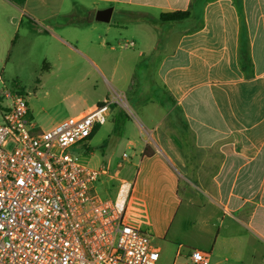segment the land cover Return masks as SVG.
Returning a JSON list of instances; mask_svg holds the SVG:
<instances>
[{
  "label": "crops",
  "instance_id": "0c3cea01",
  "mask_svg": "<svg viewBox=\"0 0 264 264\" xmlns=\"http://www.w3.org/2000/svg\"><path fill=\"white\" fill-rule=\"evenodd\" d=\"M14 5L35 31L90 60L106 80L118 74L113 115L122 118V138L132 133L126 140L136 169L125 212L130 226L150 236L156 264L161 254L193 264V250L206 255L205 264H264V0ZM110 7L109 23L94 19ZM175 12L188 17L162 22L158 37L138 20ZM79 22L103 24L98 54L65 36Z\"/></svg>",
  "mask_w": 264,
  "mask_h": 264
},
{
  "label": "built area",
  "instance_id": "2783aa9c",
  "mask_svg": "<svg viewBox=\"0 0 264 264\" xmlns=\"http://www.w3.org/2000/svg\"><path fill=\"white\" fill-rule=\"evenodd\" d=\"M132 45V43H129ZM0 104V264H156L150 236L124 223L133 181L101 200L95 169L72 151L104 124L109 101L42 130L28 120V101L4 92ZM123 162H129L126 153ZM119 163L118 167H122ZM193 264L206 255L193 250Z\"/></svg>",
  "mask_w": 264,
  "mask_h": 264
},
{
  "label": "rangeland",
  "instance_id": "374dc122",
  "mask_svg": "<svg viewBox=\"0 0 264 264\" xmlns=\"http://www.w3.org/2000/svg\"><path fill=\"white\" fill-rule=\"evenodd\" d=\"M76 24L65 35L72 46L81 50L90 48L98 54L103 34L97 27L103 24L94 22L92 29L86 23ZM32 25L26 17L22 18L14 4L0 0V104L6 103L4 92H19L28 101L29 120L47 130L71 116H80L87 106L107 98L110 106L106 122L96 127L83 147L72 152L92 168L105 167L108 174L101 175L93 188L99 199L113 198L119 184L131 181L136 170L130 162L122 160L124 153L130 161L134 160V149L127 147L126 140L132 138V133L127 130L122 138L119 123L122 118L118 117L116 122L113 115L120 102L116 96L118 74L111 82L106 80L90 60L55 38L38 33ZM145 25L143 29L148 28L149 35L159 36L160 29L150 23ZM14 38L16 41L12 42ZM45 64L50 69L44 68ZM136 71L139 74L141 70ZM138 81L135 78L136 87ZM119 163H123L121 168ZM124 223L129 225L126 212ZM172 260L161 254L162 264H172Z\"/></svg>",
  "mask_w": 264,
  "mask_h": 264
},
{
  "label": "trees",
  "instance_id": "16d2710c",
  "mask_svg": "<svg viewBox=\"0 0 264 264\" xmlns=\"http://www.w3.org/2000/svg\"><path fill=\"white\" fill-rule=\"evenodd\" d=\"M9 1L19 6L25 2V0H9ZM187 17H188L187 12H175V13L163 14L158 19L149 18V17H139L138 20L146 21L158 29L160 28L159 25L162 22H178L186 19Z\"/></svg>",
  "mask_w": 264,
  "mask_h": 264
},
{
  "label": "water",
  "instance_id": "95a60500",
  "mask_svg": "<svg viewBox=\"0 0 264 264\" xmlns=\"http://www.w3.org/2000/svg\"><path fill=\"white\" fill-rule=\"evenodd\" d=\"M112 11H113V9L111 7L106 8V9H102V10H98L94 14V19L98 22L109 23L110 19H111Z\"/></svg>",
  "mask_w": 264,
  "mask_h": 264
}]
</instances>
